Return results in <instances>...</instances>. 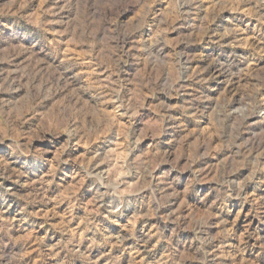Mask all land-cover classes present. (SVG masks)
Segmentation results:
<instances>
[{"label":"clouds","instance_id":"1","mask_svg":"<svg viewBox=\"0 0 264 264\" xmlns=\"http://www.w3.org/2000/svg\"><path fill=\"white\" fill-rule=\"evenodd\" d=\"M203 2L177 0L168 11L178 16L180 9L188 5L189 12L185 15H189L201 9ZM245 3L252 8L245 12L240 22L246 23L248 17H252L256 21L254 30L264 35V0H245ZM98 4L99 0H91L88 6L95 11L83 20L78 15L66 23L63 20L54 22L65 23V31L75 37L74 43L78 40L80 43L89 42L90 47L100 46L102 59L95 58V66L108 72L106 79L100 81L97 78L94 83L84 84L74 90L70 96L73 103L63 107V111L68 113L67 119L61 118L55 123L49 121L47 116L37 114L33 124L25 129V119L17 114L15 107L4 109L0 106V124L4 129L0 131V144L4 143L5 136L9 138L6 147L11 156L17 159L31 158L34 163L53 164L57 167L76 165L79 171L72 178H79L81 182L91 181L89 191L92 199L85 202L77 195V187L69 184L65 189L63 183L57 182V167L50 168L40 176L38 184L32 182L27 185L21 183V177L26 174L13 172L11 168L0 169V176L5 180L14 179L22 188L28 187L33 192L32 196L19 197L26 201L20 210L24 214L21 223L40 215L30 211L29 205L42 203L47 207L52 203H67L66 222L62 219L59 225L53 224L55 212L45 220V224L55 229L52 233L55 242L48 244L43 239L39 241L37 247L40 250L37 255L41 258L40 264H123L124 254L130 248L134 252L128 264H242L245 251L251 246L249 242L253 240L264 253V236L258 231L249 230L250 224L245 226L243 232L236 229L244 205H252L250 214L253 219L264 212V197L258 199L246 191L247 185L257 179V171L264 172V166L252 162V171L243 180L233 176L244 167V161L252 152L257 154L253 161L264 155V133L257 134L253 141L244 142L250 147L245 152H237L228 166L222 167L214 177V185L207 190L198 189L197 186L205 183L207 170L194 165L210 154L212 146L210 141L202 137L200 143L205 146V151L199 152L197 145L189 139L188 123L200 124L207 118L210 105L217 102L200 88L187 85V81H192L193 85L206 87L208 81L215 77H204L201 73L213 65L226 74L228 81H233L234 77L237 78L233 81L236 83L246 78L254 80L250 89L242 90L245 92L242 106L233 108L227 115L235 113L238 124L253 116L258 123L264 124V96L259 91L260 87H264V68L250 66L248 63L257 56L264 57V40H253L248 44L251 49L249 55H241L236 49L244 43L245 33L235 20L225 17L227 26L216 30L210 28L216 16L225 8L240 10V5L232 4L230 0H218V4L213 5L211 19L203 17L200 25L191 26L192 31L175 42L169 41L162 31V26H171L169 17L165 13L152 12L145 0H109V3L102 6L105 8L102 16L99 15ZM8 7L5 6L4 15L9 14ZM129 7L133 11L143 9V13L128 22L113 21L111 17L118 14L117 9L126 10ZM149 15L150 22L147 19ZM24 19L31 24L34 17L25 16ZM47 25L48 22L44 21L35 27L47 32ZM146 27L155 35H147ZM49 43L53 45V52L59 55V37ZM170 43L173 44L171 54L165 51ZM180 43L204 44L205 47L214 45L220 51L218 55L209 58L195 56L177 50L175 45ZM11 50L15 52L17 48L11 47ZM221 56H225L227 62L222 61ZM197 59H207L206 67L194 75L190 74V62ZM79 62L77 59L73 64ZM241 63L245 66L241 67ZM61 87L70 86L65 81ZM92 88L97 89L90 97L94 105H88L81 99L77 106L75 101L80 94ZM145 94L150 95L155 103L145 104ZM174 97L183 100L179 109L170 102ZM110 98L118 117L126 119L129 125L137 121L140 109H148L151 121L144 125V119L140 118L138 124L148 129L141 134V138L143 135L152 138L153 150L150 155L137 154L140 151L138 128L119 132V121L112 120L107 114H104L103 120L84 124L83 113L98 112L107 105ZM221 107L218 104L213 110L215 115H219ZM77 113L81 114L79 121ZM109 131L113 132L115 139L108 138ZM164 132L170 138L162 139L161 134ZM239 134L234 125L224 147L235 144ZM195 135L191 133L193 138ZM98 137H104V142L95 149H86L95 152L94 159L81 162L74 158L73 154L83 146L85 139L94 144ZM119 138L123 139L124 144L116 147H123L125 152L118 160L113 145ZM161 145L165 146L164 150H158ZM190 152L195 154L190 155ZM182 159L187 162L181 164ZM186 172L189 176L182 181L181 177ZM54 183L60 191L55 196H46L45 192ZM258 184L264 186V179L259 180ZM5 191L11 192V189ZM188 198L194 199L197 206L193 207ZM233 201L240 205V212L235 214V219L229 220L226 217L233 215L230 207ZM75 208L85 210V221L82 226L73 229V221L79 220L78 216L73 215ZM243 214L247 220L249 213ZM121 220L126 222L121 223ZM138 221H142L139 226ZM260 223L264 224V220ZM106 224L118 225V234L110 232L104 226ZM56 233L60 234L58 241L55 239ZM126 242H131V245L126 247ZM31 246L27 236L15 234L10 222L0 227V264H25L24 249ZM157 246L159 253L155 251ZM114 250H118L119 255L114 254ZM149 256L152 259H144ZM243 264L251 262L243 261Z\"/></svg>","mask_w":264,"mask_h":264},{"label":"rangeland","instance_id":"2","mask_svg":"<svg viewBox=\"0 0 264 264\" xmlns=\"http://www.w3.org/2000/svg\"><path fill=\"white\" fill-rule=\"evenodd\" d=\"M145 2L150 6L152 12L165 13L169 17L171 26H162V31L167 35V39L172 42L191 32V26L200 25L203 17L207 16L211 19V14L214 11L213 5L218 4V0H204L202 8L189 15H185L189 12V6L185 5L184 8L180 9V14L177 16L174 12L168 11L177 3V0H145ZM230 2L234 5L239 4L240 10L233 11L232 9L225 8L216 16L210 28L216 30L221 26H227L225 17L235 20L238 26L244 29L245 33L243 37L244 43L236 51L241 55H249L251 49H249L248 44L255 39L264 40V35L258 34L254 30L256 21L252 17H248V22L246 23L240 22L245 12L252 8L250 4H246L245 0H230ZM107 3H109V0H99V15L102 16L104 14L105 8L102 6ZM90 4L91 0H0V106L4 109H7L9 106L15 107L17 114L25 119V129L30 124H33L37 114L47 116L48 120L53 123L59 121L61 118L67 119L68 113L63 111V107L73 103L70 99L73 91L81 88L84 84L94 83L97 78L100 81H104L108 76V72L104 71L102 67L97 68L95 66V58L100 57L102 59L100 46L93 45L90 47L89 42L80 43L78 40L74 43L75 37L65 31V23L67 21L75 19L78 15L83 20L91 12L95 11L94 8L88 6ZM6 5L9 6L7 9L8 15H4ZM20 5H24V7L21 8ZM73 5L76 6L74 7ZM45 9H51V11L44 12ZM117 13V15L111 17L114 22H128L135 20L137 15H141L143 9L137 8L133 11L129 7L126 10L117 9ZM25 16L34 17L33 23H28L24 19ZM147 19L150 22L151 15ZM59 20H63L65 23L54 22ZM44 21L48 22L49 31L47 32H43L35 27L36 24L43 23ZM160 30L157 29V31ZM145 31L147 35H155V32H150L147 27ZM57 37L60 40L59 48L61 51L59 55L53 52V45L49 43V41H55ZM11 47H16L17 51L13 52ZM175 47L177 50L195 56L202 55L206 58L218 55L220 51L217 46L205 47L204 44L180 43L175 45ZM5 49L8 50L5 51ZM172 49L173 44L170 43L165 51L171 54ZM226 50L230 51V49ZM77 59L80 62L73 64V61ZM220 59L227 62L225 56H221ZM61 61H64V63L61 64ZM248 63L250 66L258 65L260 68H264V57L257 56ZM206 64L207 59L193 60L190 62L188 71L194 75L200 72L201 69H204ZM240 66L244 67L245 65L241 63ZM201 75L204 77L211 75L215 78L209 80L208 85L203 88L200 85H193L192 81H187V85L189 87L200 88L202 92L217 103L210 105L207 118L200 124L188 123V135L189 139L197 145L199 152L205 151V146L200 143L202 137L211 142L212 151L210 154L194 165L196 168L207 170L205 173V183L197 186L198 189L207 190L215 184L214 177L220 172L222 167H227L237 152H245L250 147V145H245L244 142L253 141L257 134L264 133V124L258 123L257 118L254 116L248 117L247 120L238 124L235 113L232 116L227 115L229 112H232L233 108L242 106V101L245 98V92L242 90L250 89L251 85L255 82L254 80L246 78L236 83L233 82L237 80L234 77L233 81H228L226 74L222 73L216 65L208 68ZM65 81L70 87H61ZM95 91L97 89L92 88L89 92L80 94L75 101L77 106H79V100L81 99L88 105H94V101L90 97ZM121 91H127V89H121ZM259 91L264 96V87H260ZM145 95V104L151 105L155 103L150 95ZM170 102L175 104L177 109H179L183 100L174 97ZM218 104L222 105V107L217 116L213 110L217 108ZM147 113V108L140 109L137 121L129 125L126 119L118 117L114 102L110 98L105 107L98 112L93 111L89 113L85 111L82 118L84 124L87 125L89 122H95L97 119H105L104 114H107L112 120L119 121V132H123L126 129L136 130L138 128L137 139L140 141V151L137 154L144 155L147 153L150 155L153 150L152 138L148 135H143L141 138V134L148 131L144 125H147L151 121V117ZM76 118L79 121L81 114L77 113ZM140 118L144 119V125L138 124ZM234 125L236 126V131L240 134L235 144L225 148L224 144L229 139V133L232 132ZM3 130V125L0 124V131ZM191 133H196L197 135L193 138ZM107 136L108 138L115 139L112 131H109ZM161 137L162 139L170 138L167 132L162 133ZM9 142V138L5 136L4 143L0 144V169L11 168L13 172L19 171L26 174L21 177V183L27 185L36 182L38 184L40 176L47 173L50 168L57 167L53 164L34 163L31 158L25 159L21 157L17 159L11 156L10 150L6 147ZM103 142L104 137H98L94 144L85 139L83 146L73 154L74 158L80 159L81 162L83 160L94 159L95 152H90L86 149H95L97 145ZM123 144V139L119 138L116 139V143L113 145L118 160L120 156L124 155L125 149L123 147L117 148L116 145L122 146ZM57 147H59V144ZM164 148L165 146L161 145V148L158 150H164ZM189 154L194 155L195 153L190 152ZM256 155L255 152H252L248 156V159L244 161V167L233 174L234 178L238 177L243 180L244 177L249 175L252 171V162H255L259 166H264V155H260L253 161ZM186 162L184 159L180 161L181 164ZM115 167L116 165L114 164L113 168ZM78 171L79 169L76 165L58 166L56 172L57 182L63 183L65 189H67L69 184L77 187V195L81 200L87 202L92 199V193L89 191V183L91 181L85 180L81 182L79 178L74 180L72 177L77 175ZM65 174H67L66 180L64 179ZM188 176L189 173L186 172L181 177V180L187 179ZM256 177V180L247 185L246 191L259 199L260 197H264V186L258 184L259 180L264 179V172L257 171ZM0 182L3 185L0 187V227L4 226L6 222H10L16 235L27 236L32 246L24 249L25 264H40L41 258L37 255V252L40 250L37 247L39 241L43 239L48 244L55 242L52 239V233L55 232V229L51 225L45 224V220L52 217V213L55 212L56 216L52 218L53 224L59 225L62 219L66 222L67 203L59 205L52 203L47 207L42 203L29 205L30 211L40 213V215L31 217L21 223V218L24 214L20 210L25 206L26 201L19 197L32 196V190L28 187L22 188L20 183H16L14 179L5 180L3 176H0ZM5 189H11V192L5 191ZM59 191L60 189L54 183L45 192V195L55 196ZM12 193H16V195ZM188 202L193 207L197 206V202L192 198H188ZM230 207L232 208L233 215L226 218L232 220L236 218L235 214L240 212V205L236 201H233ZM251 211V204L244 205L243 213H249V215L246 220L244 214L241 213L237 220L236 229L243 232L245 226L250 224L251 228L249 230L258 231L261 236H264V224L260 223L261 220H264V212H260L259 216L253 219L250 214ZM73 215L78 216L79 220L73 221L71 227L75 229L78 225L82 226L85 221V210L75 208ZM120 222L125 223L126 220H121ZM140 223L142 221H138L137 226ZM104 226L113 234H118V225L106 224ZM55 239L57 241L60 239L59 233H56ZM249 243L251 246L245 251L242 264L243 261H250L251 264H264V253L260 251L256 241L253 240ZM129 245H131V242H126L125 246L128 247ZM155 251L159 253V246H157ZM133 252L134 249L130 248L129 252L124 254L123 264H128ZM114 254L119 255V251L114 250ZM144 259H152V257L149 256Z\"/></svg>","mask_w":264,"mask_h":264}]
</instances>
